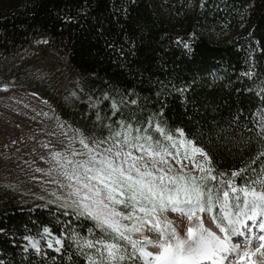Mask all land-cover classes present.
I'll return each mask as SVG.
<instances>
[{
    "label": "trees",
    "instance_id": "trees-1",
    "mask_svg": "<svg viewBox=\"0 0 264 264\" xmlns=\"http://www.w3.org/2000/svg\"><path fill=\"white\" fill-rule=\"evenodd\" d=\"M36 35L62 49L76 74L73 93L59 91L52 103L81 131L104 137L159 123L209 153L213 192L227 188L220 181L264 178V0L0 1V53ZM101 235L70 209L0 193V264H89L95 250H81L77 237Z\"/></svg>",
    "mask_w": 264,
    "mask_h": 264
},
{
    "label": "snow or ice",
    "instance_id": "snow-or-ice-1",
    "mask_svg": "<svg viewBox=\"0 0 264 264\" xmlns=\"http://www.w3.org/2000/svg\"><path fill=\"white\" fill-rule=\"evenodd\" d=\"M177 42H180V38ZM184 46L188 47L187 44ZM259 127L264 133V116L260 118ZM155 130L176 149L174 158L178 164L181 162L179 157L182 156L183 159L191 161L202 175L197 177L191 170L184 172L183 167L186 166L180 170L174 169L165 159V156H172L173 153L164 148L159 140H156L155 144L148 143L145 146L130 143L127 134L124 138V143L129 148L137 147L152 157L151 166L143 157L133 156L131 151H116L113 155L117 159H113L112 156L104 154H99L97 158L90 149V160L78 166L84 169L83 179L87 181L83 183V187L92 193L84 199L91 203L74 200L72 205H69L74 206L79 215L94 221V226L101 231L102 235L98 240L85 239L80 243L77 237L76 242L81 250H95V256H87L89 264H122L126 260L137 258L142 260L143 264H201L202 261L225 264L230 257H234L230 264H264V178L252 180L244 187L234 186L232 180L221 181L234 195L230 198L229 191L221 189L223 200L219 195L214 199L213 188L209 187L207 182L215 181L217 176L213 175V162L209 153L196 146L193 140L185 138L182 129L176 130L179 139L171 132H166L159 123L156 124ZM119 135L120 133H116V136ZM140 139V136L135 137L136 141ZM143 139L152 141L153 138L145 136ZM80 142L84 144V140ZM156 148L161 150L156 151ZM105 151L111 153L112 149ZM54 155L58 157L60 154ZM198 155L202 159L197 160ZM260 156H264V151L257 159ZM255 162L253 160L252 163ZM89 164L92 166L89 167ZM125 164L128 165L127 168L124 167ZM247 170L239 169L232 172L231 176H241ZM261 174L264 177V167L261 168ZM65 175L69 176L70 180L73 178V174ZM219 175L222 177L224 173ZM75 179L77 183H81L78 173H75ZM93 181L96 183L93 184ZM69 187L73 188L70 195L79 196L80 188L71 184ZM230 199L236 202L235 205L230 204ZM216 204L220 205L223 212L221 223L217 224L223 236L205 228L203 219L198 215L205 212L211 214ZM119 205H123L127 211L119 210ZM233 206L236 209L234 212L230 210ZM167 212L180 213L187 218L190 226L184 236L177 232L172 221L164 215ZM194 218L195 223H192ZM211 219L215 221L217 217L212 216ZM247 221L253 223L249 225ZM142 227L148 232H154L156 239L147 235L134 239L132 234L141 232ZM44 232L48 233L49 229L45 228ZM233 236L243 237L244 242L233 243ZM25 239L39 252L37 243L31 242L30 237ZM254 240L259 241L258 246L253 247ZM55 243L60 245L55 251L60 252L64 241L56 239ZM128 245L131 246V252H128ZM147 245H152L156 251H148ZM48 247H52L51 242Z\"/></svg>",
    "mask_w": 264,
    "mask_h": 264
},
{
    "label": "rangeland",
    "instance_id": "rangeland-1",
    "mask_svg": "<svg viewBox=\"0 0 264 264\" xmlns=\"http://www.w3.org/2000/svg\"><path fill=\"white\" fill-rule=\"evenodd\" d=\"M75 80V72L67 67L65 52L44 35L32 37L17 50L0 53V193L13 195L20 202H29L33 205L53 204L78 213L74 206H69L74 200L91 203L84 199L92 193L83 187V183L87 181L83 179L84 169L78 166L90 160V149L97 158L99 154H104L112 156L113 159H117L113 155L116 151H131L133 156L143 157L151 166L152 157L142 149L129 148L124 143L126 134L132 144L147 146L148 143L155 144V141L159 140L164 148L173 153L172 156H165V159L174 169L180 170L186 166L183 167L184 172L191 170L197 177L202 175L194 168L191 161L183 159L182 156L179 157L181 162L177 163V159L174 158L176 149L172 148L171 142L165 140L164 136L155 130L156 125L139 129V132L128 126H120L104 137H96L81 131L67 118L59 116L52 99L58 96L59 91L72 94ZM85 99L92 100L86 97ZM116 133L120 135L116 136ZM171 134L179 139L176 130ZM136 136H140L141 139L136 141ZM145 136H151L152 141L143 139ZM81 140H84V144L80 142ZM109 148L112 149L111 153L105 151ZM180 151L183 153V148ZM56 153L60 155L57 157L54 155ZM200 159L202 157L198 155L197 160ZM124 167L127 168L128 165L125 164ZM158 167L166 166L158 165ZM65 173L73 174V178L70 180ZM75 173L80 175L81 183H77ZM92 183L95 184L96 181ZM69 184L80 188L79 196L70 195L73 188H70ZM208 186L210 187L211 184L208 183ZM234 186L240 187L235 184ZM214 187L216 189L220 185L216 184L212 188ZM223 191H229L230 198L234 195L228 187ZM213 194L214 199L219 195L223 200L222 191ZM229 202L232 205L236 203L231 199ZM117 207L121 211H127L123 205ZM230 210L236 211L234 206ZM138 215L142 214L138 213ZM164 215L172 221V225L181 236L186 234L190 226L186 217L173 212ZM198 215L204 223L210 221L216 227L223 218L219 204L215 205L211 214L205 212ZM212 216H216L217 219L213 221ZM123 222L131 223V221ZM247 223L251 225L253 222L247 221ZM145 235L156 239L154 232H148L143 227L141 232L132 234L134 239H141ZM232 242L243 243L244 238L233 236ZM258 245L259 241L254 240L253 247ZM147 250L156 251L152 245H147ZM203 263L204 261L201 262Z\"/></svg>",
    "mask_w": 264,
    "mask_h": 264
},
{
    "label": "bare ground",
    "instance_id": "bare-ground-1",
    "mask_svg": "<svg viewBox=\"0 0 264 264\" xmlns=\"http://www.w3.org/2000/svg\"><path fill=\"white\" fill-rule=\"evenodd\" d=\"M192 223H195V221L194 222H192ZM204 227L205 228H207V229H209L210 231H212V232H215L217 235H219V230H218V228L214 225V224H212L210 221H206L205 223H204ZM221 236H223V234H221ZM234 259V257H230L229 258V261H225V264H230V261H232ZM205 262H207L208 264H210V261H204V263L203 264H206Z\"/></svg>",
    "mask_w": 264,
    "mask_h": 264
}]
</instances>
